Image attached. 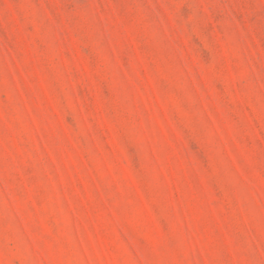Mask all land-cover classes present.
Instances as JSON below:
<instances>
[{"label": "rangeland", "instance_id": "374dc122", "mask_svg": "<svg viewBox=\"0 0 264 264\" xmlns=\"http://www.w3.org/2000/svg\"><path fill=\"white\" fill-rule=\"evenodd\" d=\"M0 264H264V0H0Z\"/></svg>", "mask_w": 264, "mask_h": 264}]
</instances>
